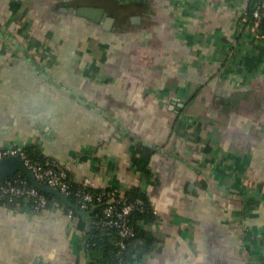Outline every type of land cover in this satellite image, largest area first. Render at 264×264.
<instances>
[{
	"label": "crops",
	"instance_id": "obj_1",
	"mask_svg": "<svg viewBox=\"0 0 264 264\" xmlns=\"http://www.w3.org/2000/svg\"><path fill=\"white\" fill-rule=\"evenodd\" d=\"M247 2L0 0V147L143 190L156 216L133 247H153L127 264H264V40ZM80 6L110 19L64 10ZM76 221L0 204V264H90Z\"/></svg>",
	"mask_w": 264,
	"mask_h": 264
},
{
	"label": "built area",
	"instance_id": "obj_2",
	"mask_svg": "<svg viewBox=\"0 0 264 264\" xmlns=\"http://www.w3.org/2000/svg\"><path fill=\"white\" fill-rule=\"evenodd\" d=\"M247 16L244 17L246 22ZM255 26L264 23V0L257 1L253 12ZM10 155H20L25 160L26 165L33 171L38 180L42 183L59 189L65 196L76 195L77 203L86 210L101 207V216L95 221L97 228L101 230H114L119 236L118 255H122L127 249V242L137 234L133 218L137 210H143V201H129L124 192L102 187L95 191L90 180L78 182L74 186L69 178L68 169L52 158L31 159L26 150L13 145L0 147V160ZM19 176V175H18ZM45 193L32 186L28 179H15L0 182V200L7 196L24 197L29 202L31 199L35 203L33 212L47 213L51 209L48 207V199ZM71 215L72 211H68ZM156 212V210H155Z\"/></svg>",
	"mask_w": 264,
	"mask_h": 264
},
{
	"label": "trees",
	"instance_id": "obj_3",
	"mask_svg": "<svg viewBox=\"0 0 264 264\" xmlns=\"http://www.w3.org/2000/svg\"><path fill=\"white\" fill-rule=\"evenodd\" d=\"M257 1L259 0H248L247 6H246V14H247V21L246 25L247 27H254L255 21L253 19V12L256 8ZM257 31L259 32V35L264 40V23L257 26ZM45 51V50H44ZM26 153L28 156L35 160V159H43V158H49L44 155H41L37 153L36 151H32L31 148L26 147ZM148 157L149 153L145 150H140L139 148H135L132 153V159H133V165L134 166H140L143 170H147L148 165ZM19 175V176H18ZM70 178V176H69ZM15 179H27L23 174L17 173L14 176L10 177H4L0 176V182H5L7 180H15ZM71 179V178H70ZM74 186L77 185L78 182L71 179ZM115 189V188H114ZM96 191V190H95ZM49 203L48 207L49 209H54L56 207H62L65 209V211L71 210L73 217L76 218L77 227L80 229L86 230V221L85 217L76 213L74 210H72L69 206L64 204L58 197L52 194H44ZM127 199L129 201H136L137 199H140L143 201V210H137L135 212V216L133 218V222L135 223L137 234L135 237L131 238L127 242V249L123 252V254L120 256L118 255V250L120 249L118 246V240L120 239L116 231L114 230H101L96 227L95 222H93L92 229L87 234L84 235V240L87 244H89V250H90V264H127L128 261L134 260V256L138 259L139 257L143 256L147 250L152 249V241H147L145 244H141L138 247H133L134 243L133 241L139 240V238H142L145 234L144 230L141 227L140 222L147 220L152 221L154 217L156 216L155 209L153 208L152 204L150 203L148 197L146 196L145 192L141 189L135 190L134 192L126 193ZM73 202L77 203L76 195L72 194L68 197ZM1 205L5 206H11L13 208H23L28 207L33 211V205L35 204L33 200L31 199L29 202L26 201V198L24 197H15V196H7L5 198H2L0 200ZM90 212V215L93 217V220L95 221L98 217L101 216V207H95L91 210H87ZM152 240V238H150ZM152 246V247H151ZM132 247V253L129 254L128 249Z\"/></svg>",
	"mask_w": 264,
	"mask_h": 264
},
{
	"label": "water",
	"instance_id": "obj_4",
	"mask_svg": "<svg viewBox=\"0 0 264 264\" xmlns=\"http://www.w3.org/2000/svg\"><path fill=\"white\" fill-rule=\"evenodd\" d=\"M64 10L65 11H70V12L76 11V13L78 15L87 17V18H89L91 20H94V21H97V22H99L101 20L104 21V20L109 18L107 12L105 11V9L104 8H99V7L80 6V7L76 8V10L73 7L64 8ZM25 54H26V56H28V55L30 56V59L32 60V62H34V64L37 66L40 74L46 80H48L50 83H52L57 88L61 89L66 94L72 96L73 98H75L76 100L81 102L86 107L103 114L104 116L108 117L110 120H113L112 116H109L106 112H104L101 109L97 108L95 105L87 103L80 96H77L75 93L71 92L69 89H67L62 84H60L57 80H55L54 78L49 76L43 70L41 65H39V63L32 57V55L30 54L29 51H26ZM17 173L23 174L29 180L31 185L36 187L41 192L55 195L64 204L69 206L76 213H78V214L84 216L85 218H87V221H88L87 230L90 231L92 229L93 217L90 215V212H88L86 209L81 207L78 203L73 202L72 200H70L59 189H57L55 187H52V186H49V185H46V184L42 183L40 180H38L37 177L35 176V174L33 173V171L28 168V166L26 165L25 160L22 158V156H20V155H10V156H6L5 158L0 160V176L10 177V176H14Z\"/></svg>",
	"mask_w": 264,
	"mask_h": 264
}]
</instances>
